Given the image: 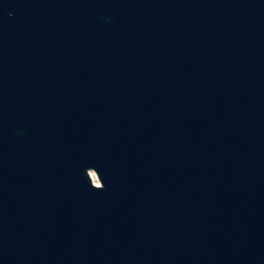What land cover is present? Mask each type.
Listing matches in <instances>:
<instances>
[{
    "label": "water",
    "instance_id": "water-1",
    "mask_svg": "<svg viewBox=\"0 0 264 264\" xmlns=\"http://www.w3.org/2000/svg\"><path fill=\"white\" fill-rule=\"evenodd\" d=\"M0 264H264V0H0Z\"/></svg>",
    "mask_w": 264,
    "mask_h": 264
},
{
    "label": "rangeland",
    "instance_id": "rangeland-1",
    "mask_svg": "<svg viewBox=\"0 0 264 264\" xmlns=\"http://www.w3.org/2000/svg\"><path fill=\"white\" fill-rule=\"evenodd\" d=\"M90 172V175H92L91 177H92V179H95V180H97V178H96V176H95V174L92 172V171H89ZM94 177V178H93ZM94 181V180H93ZM97 182H99L98 180H97Z\"/></svg>",
    "mask_w": 264,
    "mask_h": 264
},
{
    "label": "bare ground",
    "instance_id": "bare-ground-1",
    "mask_svg": "<svg viewBox=\"0 0 264 264\" xmlns=\"http://www.w3.org/2000/svg\"><path fill=\"white\" fill-rule=\"evenodd\" d=\"M90 171H92L93 172V170H90ZM94 173V172H93ZM95 174V173H94ZM92 176V175H91ZM96 176V175H95ZM94 178V177H93ZM97 178V177H96ZM94 180V182L97 184L98 182H97V180H95V179H93Z\"/></svg>",
    "mask_w": 264,
    "mask_h": 264
}]
</instances>
